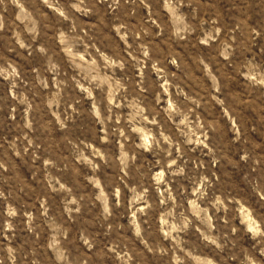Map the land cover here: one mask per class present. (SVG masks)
I'll use <instances>...</instances> for the list:
<instances>
[{"label": "clouds", "instance_id": "1", "mask_svg": "<svg viewBox=\"0 0 264 264\" xmlns=\"http://www.w3.org/2000/svg\"><path fill=\"white\" fill-rule=\"evenodd\" d=\"M0 264H264V0H0Z\"/></svg>", "mask_w": 264, "mask_h": 264}]
</instances>
